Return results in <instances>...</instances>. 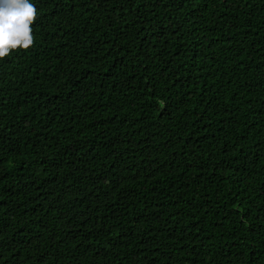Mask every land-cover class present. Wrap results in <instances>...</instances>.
Returning a JSON list of instances; mask_svg holds the SVG:
<instances>
[{
	"label": "trees",
	"instance_id": "obj_1",
	"mask_svg": "<svg viewBox=\"0 0 264 264\" xmlns=\"http://www.w3.org/2000/svg\"><path fill=\"white\" fill-rule=\"evenodd\" d=\"M31 2L0 264H264V0Z\"/></svg>",
	"mask_w": 264,
	"mask_h": 264
},
{
	"label": "clouds",
	"instance_id": "obj_2",
	"mask_svg": "<svg viewBox=\"0 0 264 264\" xmlns=\"http://www.w3.org/2000/svg\"><path fill=\"white\" fill-rule=\"evenodd\" d=\"M39 12L31 0H0V59L12 50L34 47L33 25Z\"/></svg>",
	"mask_w": 264,
	"mask_h": 264
}]
</instances>
